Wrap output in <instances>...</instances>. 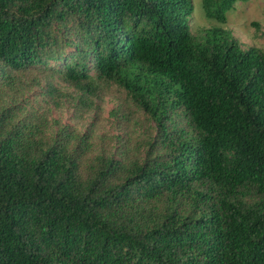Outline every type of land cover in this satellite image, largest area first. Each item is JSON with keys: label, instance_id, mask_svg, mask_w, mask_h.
<instances>
[{"label": "trees", "instance_id": "1", "mask_svg": "<svg viewBox=\"0 0 264 264\" xmlns=\"http://www.w3.org/2000/svg\"><path fill=\"white\" fill-rule=\"evenodd\" d=\"M248 1L203 9L223 25ZM193 13L0 0V264H264V51L193 33ZM55 79L91 96L117 84L157 132L117 156L75 127L51 134L20 99Z\"/></svg>", "mask_w": 264, "mask_h": 264}, {"label": "rangeland", "instance_id": "2", "mask_svg": "<svg viewBox=\"0 0 264 264\" xmlns=\"http://www.w3.org/2000/svg\"><path fill=\"white\" fill-rule=\"evenodd\" d=\"M192 32L222 27L239 39L244 49L257 47L264 51V0L238 2L227 13V23L219 25L209 21L203 9V0H192ZM49 85L56 88L49 93ZM81 98L88 99L90 108L80 104ZM22 104H30L46 112L51 123V134L63 127L72 126L93 140L99 153L117 156L120 148L135 147L154 137L157 126L154 120L136 106L128 93L117 84L100 85L95 95L81 92L60 79L43 81L28 91Z\"/></svg>", "mask_w": 264, "mask_h": 264}]
</instances>
